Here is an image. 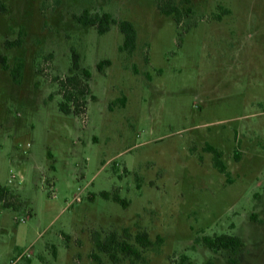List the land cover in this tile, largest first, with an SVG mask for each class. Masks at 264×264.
<instances>
[{"label": "rangeland", "instance_id": "1", "mask_svg": "<svg viewBox=\"0 0 264 264\" xmlns=\"http://www.w3.org/2000/svg\"><path fill=\"white\" fill-rule=\"evenodd\" d=\"M172 2L180 24L155 0H0V264H264V0ZM84 10L129 21L134 52ZM73 52L91 73L83 117L58 109ZM110 233L138 256L99 251ZM220 234L243 247L203 245Z\"/></svg>", "mask_w": 264, "mask_h": 264}, {"label": "trees", "instance_id": "2", "mask_svg": "<svg viewBox=\"0 0 264 264\" xmlns=\"http://www.w3.org/2000/svg\"><path fill=\"white\" fill-rule=\"evenodd\" d=\"M157 9L164 16L172 17V19L180 24L182 14L180 9L172 2V0H155ZM74 19L82 26L94 27L98 34H105L110 30L112 24L118 26L119 31L123 35V43L120 47V51L131 54L136 48L137 33L134 26L126 20L116 22L110 14H90L84 10L79 16H75ZM21 40H16L13 43L6 42L7 48L13 46H20ZM102 63H99L98 69H102ZM0 65L4 70L7 69L6 58L0 55ZM23 70V65L18 64L10 71L12 80L18 83L19 78ZM70 74L63 79H59V94L61 101L58 104V109L63 114H74L76 116L83 117L87 111L88 101L92 98L89 81L91 73L88 69L82 68L79 64V56L76 53H72L71 67L69 69ZM209 151L213 154L214 167L222 174H226V166L222 162L221 153L214 148H209ZM104 199H110L107 192L100 194ZM14 198L13 194L3 186H0V203H2L5 209L10 208L8 199ZM111 200L125 206L126 203L118 195H113ZM126 239L130 237L127 230L124 231ZM135 242L142 248H148L152 245V242L148 239L145 233H138L134 237ZM96 246L99 251L106 253L111 260H116L115 252H121L126 256H138L136 249L132 245L128 244L125 240H120L117 234L110 233L107 238L101 242L100 239H96ZM203 245L212 252H218L220 250H227L233 254L243 247V240L234 235L220 234L213 237L205 236L202 239ZM230 264H237L236 260L230 259ZM206 264H213L212 261H208Z\"/></svg>", "mask_w": 264, "mask_h": 264}]
</instances>
